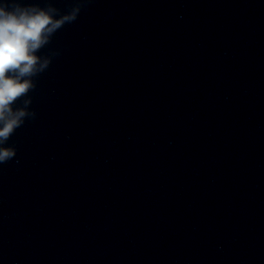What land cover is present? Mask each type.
Listing matches in <instances>:
<instances>
[{
  "label": "water",
  "instance_id": "1",
  "mask_svg": "<svg viewBox=\"0 0 264 264\" xmlns=\"http://www.w3.org/2000/svg\"><path fill=\"white\" fill-rule=\"evenodd\" d=\"M49 48L0 264H264V0H93Z\"/></svg>",
  "mask_w": 264,
  "mask_h": 264
},
{
  "label": "clouds",
  "instance_id": "2",
  "mask_svg": "<svg viewBox=\"0 0 264 264\" xmlns=\"http://www.w3.org/2000/svg\"><path fill=\"white\" fill-rule=\"evenodd\" d=\"M55 2L0 0V165L17 157V147L8 142L17 129L37 119L30 93L61 55L51 48L44 55L38 53L52 44L57 32L75 23L93 0H67L66 10Z\"/></svg>",
  "mask_w": 264,
  "mask_h": 264
}]
</instances>
